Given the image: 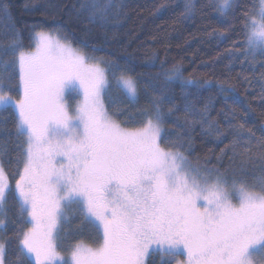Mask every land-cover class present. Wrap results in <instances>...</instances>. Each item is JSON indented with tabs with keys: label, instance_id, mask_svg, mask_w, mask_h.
<instances>
[{
	"label": "snow or ice",
	"instance_id": "snow-or-ice-1",
	"mask_svg": "<svg viewBox=\"0 0 264 264\" xmlns=\"http://www.w3.org/2000/svg\"><path fill=\"white\" fill-rule=\"evenodd\" d=\"M204 6L224 22L214 29L221 37L239 18L226 49L231 59L264 68V0H183L178 16L192 21ZM124 7L122 0H81L76 12L107 29L120 22ZM0 18H9L3 3ZM10 27L14 35L0 53L11 57L0 58V131L11 115L16 164L10 181L8 145L0 140V264H8L10 228L19 264H146L150 255L168 258L161 264H264V127L260 136L232 121L221 130L211 101L195 103L190 89L201 85L185 78L180 64L163 82H144L150 107L141 109L130 61L122 66L92 55L59 31L33 28L25 46L23 34ZM226 90L219 83L218 92ZM68 96L76 98L74 107ZM169 122L175 132L166 129ZM197 126L230 141L214 157H195ZM73 218L96 239L77 240L66 259L59 242Z\"/></svg>",
	"mask_w": 264,
	"mask_h": 264
},
{
	"label": "trees",
	"instance_id": "trees-1",
	"mask_svg": "<svg viewBox=\"0 0 264 264\" xmlns=\"http://www.w3.org/2000/svg\"><path fill=\"white\" fill-rule=\"evenodd\" d=\"M80 2L81 0H0V3L9 7V18H0V45H3L0 53L7 49L8 42L14 35L10 27L12 24L17 32L23 34L25 46L30 43L28 37L33 28L59 31L67 35L74 46L83 47L92 55L111 59L122 66L130 61L128 67L133 69L132 74L140 82L138 107L141 109L150 107L144 82H163L165 73L174 65L180 64L184 77L201 85L198 89H190L191 93H196L192 97L195 103L198 107H203L211 101L210 115L221 130L227 131L228 122L232 121L251 128L256 136L261 135L260 129L264 127V101L259 97L264 81L260 80V72L264 68L257 64L250 69L239 61L232 60L226 51L231 47L233 33L239 30V18L236 29L221 37L214 29L223 28L225 24L210 6L198 8L194 20L184 21L178 16L183 0H168L163 9H159L162 0H122L125 7L120 22L101 29L78 15L76 6ZM26 4L34 7L26 11ZM197 4L206 5L207 0H197ZM0 58L6 61L11 59L8 55ZM244 75L249 77L248 81L243 80ZM208 81H211L210 86ZM221 82L227 89L223 94L218 92ZM229 84L233 85L231 89H228ZM111 87L113 99L120 103L122 94L115 89L114 84ZM173 88L175 102L182 106L180 83L175 82ZM105 102L107 105V97ZM123 107L135 111L126 103ZM232 109L235 110V117ZM0 119L4 117L0 116ZM12 120L13 117L7 115L5 130L0 131V140L8 145L9 154L4 157V164L10 181L13 180L12 173L16 164ZM166 129L176 131L171 122L166 125ZM194 141L195 157H214L229 143L230 137L226 134L221 140H216L203 135L197 126ZM15 211V204L10 198L8 212L12 220H15ZM8 237V264H19L11 228ZM95 239L93 232L82 226L78 218H73L66 228V236L62 238V247L68 253L69 247L77 240L93 244ZM162 259L164 258L159 255H150L148 264H161Z\"/></svg>",
	"mask_w": 264,
	"mask_h": 264
},
{
	"label": "rangeland",
	"instance_id": "rangeland-1",
	"mask_svg": "<svg viewBox=\"0 0 264 264\" xmlns=\"http://www.w3.org/2000/svg\"><path fill=\"white\" fill-rule=\"evenodd\" d=\"M67 102H68V105H69L70 108H71V107H74L75 102H76V98H75L74 96H68V97H67ZM59 243H60V249H61V251H62V254H63V255L65 256V258L67 259V258H68V253H67V251L65 252V251L63 250V247H62V240H61ZM86 244H88V243H86ZM148 258H149V257H148ZM148 258H147V260H146V264H148ZM164 259H166V257H165ZM167 259H168V258H167ZM254 259L259 260L260 257H255Z\"/></svg>",
	"mask_w": 264,
	"mask_h": 264
}]
</instances>
